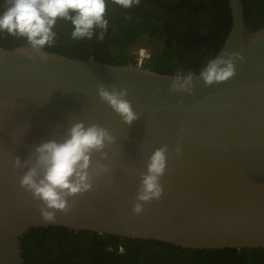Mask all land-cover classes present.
I'll use <instances>...</instances> for the list:
<instances>
[{"label": "water", "instance_id": "95a60500", "mask_svg": "<svg viewBox=\"0 0 264 264\" xmlns=\"http://www.w3.org/2000/svg\"><path fill=\"white\" fill-rule=\"evenodd\" d=\"M228 3L197 73L0 46V264L38 227L264 247V25Z\"/></svg>", "mask_w": 264, "mask_h": 264}, {"label": "trees", "instance_id": "16d2710c", "mask_svg": "<svg viewBox=\"0 0 264 264\" xmlns=\"http://www.w3.org/2000/svg\"><path fill=\"white\" fill-rule=\"evenodd\" d=\"M242 1L245 21L252 24L251 29L263 26L264 23L258 25L255 21L261 17L254 10L260 8L259 4L252 8L250 0ZM27 3L34 5L33 13L28 14V20L35 22L34 27H2L1 46L35 42L71 57L88 59L93 55L106 63L136 65L133 47L142 37H150L160 41L163 48L153 53L143 67L160 73L199 72L222 46L231 27L228 0H28ZM112 6H117V10H110ZM40 228L31 229L21 238L22 243ZM48 231L74 233L64 227H49ZM128 240L138 244L145 239ZM147 242L158 249L170 244L150 239ZM185 249L238 254L234 248ZM245 251L248 248L240 253Z\"/></svg>", "mask_w": 264, "mask_h": 264}, {"label": "flooded vegetation", "instance_id": "af4514ba", "mask_svg": "<svg viewBox=\"0 0 264 264\" xmlns=\"http://www.w3.org/2000/svg\"><path fill=\"white\" fill-rule=\"evenodd\" d=\"M27 2L0 0V30L12 25L34 27V20H28L34 5ZM249 3L252 8L259 4L260 8L254 10L259 11L261 17L255 21L262 25L264 0H250ZM117 8L112 6L110 10L116 11ZM248 24L251 27L252 24ZM48 229L41 227L25 243L21 241L24 264H264V247L248 248L243 254L240 253L243 248L236 249L238 254L224 250H221L224 253L209 254L170 244L158 249L148 246L147 240L136 244V241L128 240L130 238L90 231L72 230L74 233L68 232L67 235V232H50Z\"/></svg>", "mask_w": 264, "mask_h": 264}, {"label": "rangeland", "instance_id": "374dc122", "mask_svg": "<svg viewBox=\"0 0 264 264\" xmlns=\"http://www.w3.org/2000/svg\"><path fill=\"white\" fill-rule=\"evenodd\" d=\"M142 48L150 49L151 52L155 53L156 51L163 48V44L160 41L154 40L150 37H142L133 47V55H135Z\"/></svg>", "mask_w": 264, "mask_h": 264}, {"label": "built area", "instance_id": "2783aa9c", "mask_svg": "<svg viewBox=\"0 0 264 264\" xmlns=\"http://www.w3.org/2000/svg\"><path fill=\"white\" fill-rule=\"evenodd\" d=\"M135 57H136V65L143 67V64H145L151 59L152 52L150 49L142 48L135 54Z\"/></svg>", "mask_w": 264, "mask_h": 264}]
</instances>
